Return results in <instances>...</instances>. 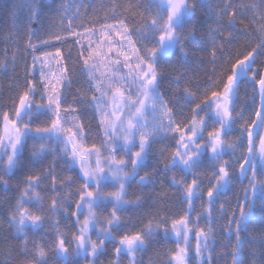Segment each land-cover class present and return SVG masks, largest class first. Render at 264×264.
Listing matches in <instances>:
<instances>
[{
  "label": "snow or ice",
  "instance_id": "snow-or-ice-1",
  "mask_svg": "<svg viewBox=\"0 0 264 264\" xmlns=\"http://www.w3.org/2000/svg\"><path fill=\"white\" fill-rule=\"evenodd\" d=\"M83 7L79 3L71 15L63 2L52 9L48 39L38 44L31 39L38 29L27 28L24 52L32 57L31 72L26 66L23 81L13 80L11 108L0 105V190L12 193L0 209V264H49L50 253L61 264L81 259L98 264L109 244L108 264H121V256L142 264L137 253L158 235L174 238L167 264L193 258L210 264L212 214L216 204L222 217L229 211L219 197L233 181L241 183L243 199L228 216L226 255L231 264H264V68L255 67L264 56V0L244 5L228 0L215 6L219 11L207 0L114 2L103 8L111 9L116 23L100 22L99 29L84 24ZM20 8L27 9V24L38 23L42 3L14 2L9 8L14 22ZM209 11L216 27L205 35ZM246 13H251L247 23ZM242 36L248 42L234 48ZM46 47L55 52L40 53ZM209 65L204 79L195 82V73ZM77 71L83 85L74 107L66 105L65 89ZM242 85L252 92L245 91L248 103L241 107ZM93 122L99 143L89 146ZM57 154L74 176L55 173ZM49 156L54 159L46 165ZM168 173L187 210L179 218L157 213L138 228L130 226L123 213L144 203L142 196L128 199L133 182L147 187ZM205 196L204 212L193 220L195 202ZM258 210L261 227L250 231ZM204 218L207 229L199 227ZM46 225L51 232H43L40 241L29 239V232L38 235Z\"/></svg>",
  "mask_w": 264,
  "mask_h": 264
},
{
  "label": "trees",
  "instance_id": "trees-1",
  "mask_svg": "<svg viewBox=\"0 0 264 264\" xmlns=\"http://www.w3.org/2000/svg\"><path fill=\"white\" fill-rule=\"evenodd\" d=\"M228 0H207V3L212 5V11H219L215 6L226 3ZM233 3L236 4H252L255 3L256 0H232ZM6 0H0V62H3L5 59L7 60L6 66L0 65V105L4 106V110H8L11 108V100L10 97L15 95V87L16 85L13 84V80H16V75L14 71V63L12 58L10 57V25L12 18L9 16L10 13L7 9ZM212 11H209L208 15L205 17L209 20V23L204 25L202 28V34L207 35L208 27L211 26L213 28L216 27L214 23H212ZM251 13L245 14V23H247L248 18L250 17ZM226 21V18H225ZM248 42V37H240L238 38L234 48H241L245 43ZM254 45L249 46V50ZM5 50H7V56H5ZM257 68H264V56L258 57V62L255 65ZM211 66L209 65L208 68H204L202 66V70L199 73H195L196 80L195 82H200L204 79L205 73L210 70ZM194 72V69H193ZM191 78V77H190ZM245 91L248 94H251L252 87L249 85L245 88V86H241L240 91V105L245 106L248 103V97L245 95ZM183 103V101H181ZM244 103V105H243ZM257 106L256 104L252 105L249 108V112L252 111V108ZM248 113H245L247 117ZM236 127H239L238 125ZM32 144V141H29V145ZM154 147H157L154 146ZM160 147V146H159ZM225 158V157H224ZM74 173H65L58 175L60 178H66L69 175H73ZM169 179H166L163 174H161L154 182V184L150 183L147 187L144 186H135L132 187L130 190L128 199L134 200L137 196H142L144 198V203L141 207L136 209H130L125 212L123 217L128 221L129 225H137V228L141 226L143 223H146L147 220L151 217L156 216L157 213L159 215L164 216L167 215L172 218H179V216L183 215L184 212L187 210V204H182L181 197H182V190L170 184V178L172 173L167 174ZM177 178L179 179V173H177ZM191 178L189 177L188 182L190 183ZM59 183V181H58ZM244 184H247V181H244ZM44 187V185H41ZM206 190V189H205ZM70 189L64 188L63 192L68 193ZM12 193H3L0 190V209L4 207V198L6 196H11ZM152 196V199L149 197ZM238 198L242 201L243 199V192L241 190V183L239 181H233L231 188L226 191L225 194L219 197L220 202H225V208L229 211L222 217L220 213L219 204L215 205V211L213 212V221L212 227L214 231V242L215 247L212 250V261L210 264H231V257L226 255V253L230 252L231 249L227 247L228 244V235L225 229L228 226V216L231 214L232 210L236 209V204ZM75 199V198H73ZM203 205V206H202ZM196 212L192 213V218L195 220L196 214L204 212V207H206V198L204 197V201L197 200L195 202ZM260 211L258 210L255 216V220L249 224V230L255 231L260 229ZM170 223V221H169ZM3 228L7 229L8 225L3 223ZM199 227L207 229L209 227L207 218L201 219L199 222ZM61 230L66 231L64 226H61ZM51 232L50 226H45V229L41 231L40 234L33 236L31 232H29V239H36L37 241L41 240L43 236V232ZM259 233L257 232V235ZM51 237L46 236L44 237L45 241H50ZM191 245H192V252L190 255L195 257V234L194 232L190 235ZM210 249L212 245L209 246ZM175 248L174 238L168 237L163 238L162 236L158 235L153 238V242L147 248V250L143 253L138 252L137 258L141 260L142 264H167L168 258L170 256V249ZM111 244L108 245V253L106 255H102L98 261V264H108V261L112 258L111 253ZM50 260L49 264H61L60 261L56 260V258L50 253ZM204 256H208V252L204 253ZM223 256L224 258L221 259L220 257ZM0 259H3L0 256ZM82 260V259H81ZM121 264H129V261L126 257H120ZM81 264H85L84 262H80ZM79 263V264H80ZM189 264H200V261L193 258L189 261Z\"/></svg>",
  "mask_w": 264,
  "mask_h": 264
},
{
  "label": "rangeland",
  "instance_id": "rangeland-1",
  "mask_svg": "<svg viewBox=\"0 0 264 264\" xmlns=\"http://www.w3.org/2000/svg\"><path fill=\"white\" fill-rule=\"evenodd\" d=\"M7 3V9L9 11V8L12 6V4L15 2L16 4H22L24 3V0H6ZM63 2L69 10V15H71L72 12L75 11L77 5L79 3H83L86 7H83L80 9L81 12V19L83 20L84 24L86 26L91 25L94 26L96 29L100 28V22H104V23H109V24H115L116 21L111 19V9L110 8H103L104 5H110L114 2H118L120 4H127L128 0H55V3L53 2V0H37V3H42L43 4V8L41 9V16L40 19L38 21V23H36L35 25H30L27 24V18H28V13H27V9L26 8H20L19 11L16 13L17 15V19L13 20V15L10 13V17L12 18V23L10 25V57L13 60V54L16 55V60L14 63V71H15V75H16V79L18 82H22L25 74H26V66L29 72H31V64H32V57L29 53L24 52V47L26 45V43L28 42V35H27V28L30 27H36L37 33L36 36L32 37V42L33 43H39L40 39H48V31L52 26L53 23V17L55 15V13L52 11V9H54L55 7H58L60 5V3ZM103 8V10H102ZM122 11V10H121ZM108 15L109 18L105 21V15ZM55 23L58 25L59 24V19L57 18L55 20ZM80 23V20H77V24ZM78 31H82V29H77ZM67 47L68 46H64V48L62 49V52L64 53V55L67 54ZM45 51L48 52H55V48L54 47H46V48H41L40 49V53H43ZM39 54V53H38ZM74 54H75V50H74ZM52 66L54 68L55 66V61H52ZM71 63H69V67H71ZM77 68L79 67L78 65L76 66ZM37 68H39V66H37ZM37 77L39 75V72L37 70L36 73ZM72 80L73 83H71L70 87H67L65 89V97H66V105H72V106H76L74 103V100L76 98L77 95V90L82 88L83 85V77H81L79 75V72L77 71L75 73V75L72 76ZM244 105V103H243ZM90 119V116L85 115L84 117V123L87 124L88 120ZM92 128H93V133L92 135L89 137L88 140V145L90 146V144L95 140L96 143H99V140L96 139L97 133L95 131V123L93 122L92 124ZM161 147L162 145H157V147ZM63 147V145H61V148ZM54 157L53 156H49L46 160V165L51 164L53 161ZM225 159H227V157H225ZM55 160H56V165H55V173L57 175H61V174H65V173H72L69 172L66 168V166L63 164V162L60 160V156L59 154H57L55 156ZM143 173H141L142 175ZM169 174V173H168ZM171 174V173H170ZM74 176V174H73ZM166 179H169V176H167ZM136 183L133 182V184L131 185L130 190H132V187H135ZM206 198V196H205ZM125 214V212L123 213V215ZM61 226L63 225V222L61 224ZM171 237V236H169ZM93 238H95V236H93ZM173 238V237H171ZM112 247V245H111ZM123 257V256H121ZM80 262H84V260H79L77 262V264H79ZM81 264V263H80ZM83 264V263H82Z\"/></svg>",
  "mask_w": 264,
  "mask_h": 264
},
{
  "label": "water",
  "instance_id": "water-1",
  "mask_svg": "<svg viewBox=\"0 0 264 264\" xmlns=\"http://www.w3.org/2000/svg\"><path fill=\"white\" fill-rule=\"evenodd\" d=\"M258 103H259V98L257 97V105H258Z\"/></svg>",
  "mask_w": 264,
  "mask_h": 264
}]
</instances>
